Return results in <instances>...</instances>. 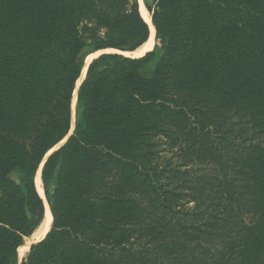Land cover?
I'll return each mask as SVG.
<instances>
[{
	"label": "trees",
	"instance_id": "16d2710c",
	"mask_svg": "<svg viewBox=\"0 0 264 264\" xmlns=\"http://www.w3.org/2000/svg\"><path fill=\"white\" fill-rule=\"evenodd\" d=\"M145 7L153 50L90 63L44 160L85 58L149 27L137 0H0V264L41 164L20 264H264V0Z\"/></svg>",
	"mask_w": 264,
	"mask_h": 264
},
{
	"label": "bare ground",
	"instance_id": "6f19581e",
	"mask_svg": "<svg viewBox=\"0 0 264 264\" xmlns=\"http://www.w3.org/2000/svg\"><path fill=\"white\" fill-rule=\"evenodd\" d=\"M138 1L140 3V14H141L143 20L146 23H148V25H149V38L141 47H139L134 52H132V53H122L124 56H129V57H134V58H138V57L143 56L145 53H147L148 51H150L153 48L154 43H155V30H154V27L150 24L149 14L147 13L146 9L143 7L142 0H138ZM102 53H119V52L116 51V50L108 49V50H103V51L94 53V54L88 56V58L86 60V66L89 64V62L92 60V58H94L98 54H102ZM84 75H85V69H84L82 75L80 76V78L78 79L76 86H78L80 84V82L84 78ZM74 105H75V95H74V98H73L72 104H71V108H72L71 129L74 126V115H73ZM63 142H64V140H62V142H60L52 150H50V152L56 150L57 148H59L63 144ZM49 153H47L46 156H48ZM41 166H42V164H41ZM40 175H41V167H39V169L37 171L34 183H35V187H36L37 193L39 194V196L44 201V205H45L44 223H43L42 228L37 229L36 231H34V233L29 238L25 239L23 245L18 248V250H17L18 259H20L28 251V249H29V247H30V245L32 243L39 242L51 228L52 216H51V213H50L49 206H48V204H47V202H46V200L44 198L43 189H42V182H41V178H40L41 176Z\"/></svg>",
	"mask_w": 264,
	"mask_h": 264
},
{
	"label": "water",
	"instance_id": "95a60500",
	"mask_svg": "<svg viewBox=\"0 0 264 264\" xmlns=\"http://www.w3.org/2000/svg\"><path fill=\"white\" fill-rule=\"evenodd\" d=\"M137 2H138L139 12H140V3H139L138 0H137ZM142 4H143V7L146 9V7H145V3H144L143 0H142ZM146 11H147V9H146ZM147 13H148V11H147ZM148 14H149V13H148ZM149 17H150V15H149ZM146 24L148 25V23H146ZM150 24L152 25L151 17H150ZM152 26H153V25H152ZM148 27H149V25H148ZM153 47H154V46H153ZM152 50H153V48H152L150 51H152ZM150 51H148V52H150ZM103 54H106V53H103ZM103 54H100L99 56H101V55H103ZM117 54L123 55L122 52H119V53H117ZM99 56L93 58V59L89 62V64H88L87 66H86V60H87L88 57L85 58L84 63H83V67H82L81 72H80V75H79V78H80V76L82 75V73H83V71H84V69H85V75H84V78L82 79V81L85 79V76H86V73H87V70H88V67H89L90 63H91L93 60L97 59ZM123 56H124V55H123ZM126 57H129V56H126ZM79 78H78V79H79ZM77 81H78V80H77ZM82 81L80 82V84H79L78 86H76V85H77V82H76V84H75V89H74L73 96H72V100H73L74 95H75V105H76L77 91H78V88H79V86L81 85ZM72 100H71V104H72ZM75 105H74V109H73L74 124H75ZM73 129H74V126H73L72 129L70 128L69 134H68V136L64 139L63 144L66 142L67 138L72 134ZM63 144H62V145H63ZM62 145H61V146H62ZM61 146H60V147H61ZM60 147H59V148H60ZM59 148H57L56 150H58ZM56 150L51 151V152L48 154V156H49L50 154H52L53 152H55ZM46 155H47V154H46ZM48 156H45V157L47 158ZM46 158H44V160H45ZM40 167H42V166L40 165ZM35 176H36V175H35ZM44 217H45V206H44V216H43V219H42V221H41V223H40V225L38 226L37 229L42 228L43 223H44ZM37 229H36V230H37ZM36 230H35V231H36ZM47 233H48V232H47ZM47 233H46V234H47ZM44 237H45V236H44ZM44 237H43V238H44ZM43 238H42V239H43ZM42 239H41V240H42ZM36 243H37V242L32 243L31 245H34V244H36ZM31 245H30V246H31ZM29 249H30V247H29ZM29 249H28V251H27V252H26V253H25L20 259H18V254H17V261H18V264H20V263L22 262V260L26 258L27 254H28V252H29Z\"/></svg>",
	"mask_w": 264,
	"mask_h": 264
},
{
	"label": "rangeland",
	"instance_id": "374dc122",
	"mask_svg": "<svg viewBox=\"0 0 264 264\" xmlns=\"http://www.w3.org/2000/svg\"><path fill=\"white\" fill-rule=\"evenodd\" d=\"M145 3H146V5H152L153 4V2H154V0H143ZM103 54V53H102ZM100 54H98L97 56H99ZM97 56H95V57H97ZM94 57V58H95ZM93 59V58H92ZM153 68H154V64H150L145 70H144V72H143V74H144V76H146V77H149L151 74H152V71H153ZM163 155H168L167 153H163ZM13 179H16V176L15 175H13V177H12ZM29 238V237H28ZM24 241H25V239H24ZM23 241V242H24Z\"/></svg>",
	"mask_w": 264,
	"mask_h": 264
}]
</instances>
